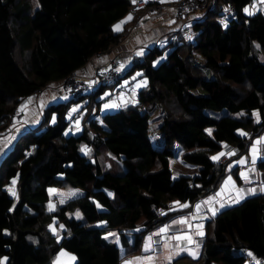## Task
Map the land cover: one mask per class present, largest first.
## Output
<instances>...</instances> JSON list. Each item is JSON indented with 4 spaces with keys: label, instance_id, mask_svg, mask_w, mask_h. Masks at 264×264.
Masks as SVG:
<instances>
[{
    "label": "trees",
    "instance_id": "trees-1",
    "mask_svg": "<svg viewBox=\"0 0 264 264\" xmlns=\"http://www.w3.org/2000/svg\"><path fill=\"white\" fill-rule=\"evenodd\" d=\"M33 1L0 0V131L20 126L23 100L49 83L66 91L67 75L87 83L105 70L111 57L92 76L75 73L120 41L123 30L112 24L132 11L130 0ZM245 4L208 0L191 17L187 38L175 20L163 44L133 51L120 77L49 102L34 125L17 130L0 156V264H123L141 252L151 229L212 196L226 172L239 182L237 166L226 165L252 150L264 130V15L244 13ZM228 5L234 13L222 23L217 17ZM133 72L144 80L135 103L99 110L103 98L127 89ZM15 107L21 117L9 121ZM94 116L107 134L92 132ZM224 143L237 151L219 162L213 157ZM169 157L194 170L173 175ZM255 168L264 179V157ZM67 187L81 192L60 203L49 192ZM182 201L188 207H173ZM92 205L96 225L76 212ZM203 233L195 257L180 254L163 264H264V192L216 211Z\"/></svg>",
    "mask_w": 264,
    "mask_h": 264
},
{
    "label": "crops",
    "instance_id": "crops-1",
    "mask_svg": "<svg viewBox=\"0 0 264 264\" xmlns=\"http://www.w3.org/2000/svg\"><path fill=\"white\" fill-rule=\"evenodd\" d=\"M156 1L157 0H139V3L137 4L135 9L115 21L112 24V28L114 31H117L115 30L116 25L121 24L122 21H125L129 14H131L132 16L131 21L128 20L126 23H123L121 25L120 31L123 30V33L120 38V41H118L115 45L109 46L105 51L98 52L94 56L90 57L83 65H81L77 68V70H75V73L80 75V77L92 76L94 71L102 70L105 67L107 59L113 56H116V58H118L120 65L124 68L129 64L130 56L132 55L134 50L143 51L146 47H149L161 38H164L165 33L167 31L176 29V19L173 18L172 15L162 6H157ZM260 2L263 3L262 0H260ZM134 22H136V24ZM58 82L56 81L49 83L48 87L44 88L41 93L35 98L28 97L31 98V102H28V98L23 100V105L25 104V102L28 103L23 113L24 120L23 122H21V125H23L18 126L15 129L16 131L13 130V132L10 127V129L5 128L4 130L0 131V156L10 146L13 136L16 134L17 130L19 131V129H25L26 127L28 128L31 125H34L40 119L42 115V105H44L46 102H52L55 99L66 98V95L63 96L62 94L64 91L61 88V85L57 86ZM130 91L133 93L130 94ZM134 91L135 90L129 88V86L127 87V89H119L113 96H111L110 98L108 97L106 105L115 107L119 105V100L124 99L128 101L127 104H130L133 102V100H135ZM99 108L100 110H102V108H104V104L101 103L99 105ZM258 141L262 142L257 143ZM253 143L255 145L256 152L253 153V151L250 150L246 153H243L244 158L246 159L243 164H239L237 161V158L240 156H238L236 159H233L230 163V165L237 166L239 182L233 177L234 186L231 188L225 184L223 177L218 186L215 188L214 194L212 196H204L198 199L192 205H190V207L183 213L171 219H168L167 221L151 229L148 233L144 235L141 242V251H144L143 254H150L152 252L159 253L157 255L156 264H163L169 261L166 259L169 255H172V258L177 256L172 254V248L165 247V243H169L171 245H176L177 243H179L181 249H187L177 250L179 251L178 255H190L189 251H193L197 254L200 250L202 236H198L195 234L197 231V228L195 226L201 224L203 226L205 219L213 215L210 211V208H215L216 211H218L219 209L233 203L232 200L236 198V193L234 189H243L245 192L244 197L250 195L251 189H256L255 193L261 192L259 191L260 184L264 185V180L260 179L259 177V179L257 178L258 171L255 168V164L257 160L264 157V130L256 138L253 139ZM253 157H255L254 163ZM168 161L171 169L173 167H176L181 170V173H191L194 170V168L188 167L180 163L177 158L169 157ZM253 168L255 170L251 171V169ZM241 173H247L249 179L246 181L244 178H242ZM221 192L222 194L218 196L217 193ZM210 197H214L215 199H213L211 204H203L201 210L197 213L195 206L197 204H201L203 201H207ZM185 204L187 205V202L182 201L178 202L173 207L183 208L179 205ZM194 215L199 218L192 219ZM185 217L189 218L190 223L193 225L191 229L188 228L187 224L174 223V221H179L181 218ZM165 227L168 228L167 233L157 235L158 233H160V230ZM184 233L190 234L195 243L188 244L186 240H166V237H172ZM149 237H151L152 248L149 251L145 252V244L148 241Z\"/></svg>",
    "mask_w": 264,
    "mask_h": 264
},
{
    "label": "rangeland",
    "instance_id": "rangeland-1",
    "mask_svg": "<svg viewBox=\"0 0 264 264\" xmlns=\"http://www.w3.org/2000/svg\"><path fill=\"white\" fill-rule=\"evenodd\" d=\"M138 1V3H139V0H137ZM164 1L165 0H157L156 2V5L157 6H164L165 5V3H164ZM30 2H31V6H34V1L33 0H30ZM248 9L249 10V12H253L254 10H256V8L255 7H253V6H250V5H248V4H245L243 7H242V11L244 12V13H248V12H245V9ZM204 10L202 9V10H196V11H194V12H192V15H193V17H199L201 14H202V12H203ZM222 12V15H219L218 17H217V19L218 20H220V21H223L222 23H224L225 22V18L227 17V16H231V15H228V14H226V13H224L223 12V10L221 11ZM190 21H188V23H189ZM163 38H161L160 40H159V42H160V45L161 44H163L164 43V40H162ZM170 40V36L169 37H167V41H169ZM260 59L262 60V61H264V54L263 53H261L260 54ZM124 69H125V67H124ZM131 78H133V79H131ZM127 81H129V88H132V89H134V90H136L137 88H139V87H141L142 86V84L144 83V80H143V78H139V77H136V74H135V72H133L132 74H129L127 77H126V82ZM127 85V84H126ZM106 92H107V90L105 89L104 90V93L106 94ZM133 92H131L130 91V94H132ZM63 96H65L66 95V97L67 96H70L71 97V95L70 94H68L66 91H64L63 93ZM39 95V94H38ZM37 95V96H38ZM104 100L103 101H106V100H108L107 98H103ZM120 102H119V105H121V106H124V105H126L127 103H128V101L127 100H119ZM107 102V101H106ZM49 102H46L44 105H47ZM132 103H135V100H133V102ZM25 104H28L27 102H25ZM24 104V105H25ZM124 104V105H123ZM44 105H42L41 107L42 108H44ZM119 105H117V106H119ZM111 106H109V107H105V105H104V108H106L105 110H107L108 108H110ZM146 108H150L151 107V105L150 104H148V105H146L145 106ZM145 107H143V108H145ZM104 108H102V109H104ZM70 110H72L74 113L76 112L75 111V105H72L71 107H70ZM100 110V109H99ZM80 114H81V112H80ZM70 116V114L69 115H67V117H69ZM150 117H152V113L150 114ZM79 118V117H78ZM78 118H75V117H73L72 116V121H73V124H78L79 125V120H78ZM76 119V120H75ZM74 120H75V122H74ZM52 120L50 119V122H51ZM71 121V122H72ZM89 125L92 127V132H98L99 134H101V135H105V134H107V132H106V130H105V128H102L101 126H103L101 123H100V119H99V116H94V117H92V118H90L89 119ZM8 129H10L9 127H8ZM79 129V126H75L72 130H74V131H76V130H78ZM20 131H23V129H19V132ZM79 131H80V129H79ZM12 132H13V130H12ZM148 135H149V139H150V142L153 144V143H155V139H156V137H157V133L155 132V127H154V121L151 119V118H149V121H148ZM246 161V159L244 158V154L242 153L241 155H240V157H238L237 158V161H238V163L239 164H243V163H240V161ZM231 165H230V163L229 164H227L226 165V169L228 170V168L230 167ZM181 173V170H179L178 168H172V174L173 175H175V174H178V173ZM229 178H231V181L232 182H234L233 180H234V178H233V176H232V174H230L229 172H226L225 174H224V181L226 182V181H228L229 180ZM262 180H264V179H262ZM227 186L228 187H233L234 185H233V183H229V184H227ZM262 186H264V185H262V184H260V188L262 187ZM49 192L51 193V195H53V196H55V201H57L58 203H60V202H62L64 199H66L67 197H69V196H71V195H74V194H77V193H80L81 192V190L79 189V188H77V187H67V188H57L56 190H52V189H49ZM52 203H53V201H52ZM76 212H78V213H80L81 215H86V219L89 221V224L90 225H96V220L94 219L95 218V208H94V206L92 205V206H88V207H83V208H78L77 209V211ZM59 238V235H58V237H57V239ZM144 253V251H138L137 253H135V254H133V255H130V256H127V257H125V258H123V260H122V263L123 264H156V259H157V255L159 254V253H150V254H143ZM197 254H195L194 256L193 255H191V256H193V257H195ZM21 257V256H20ZM144 257H152V260L151 261H148V260H145V259H143ZM136 258H142V259H140V260H137ZM58 261V259L57 260H55V263ZM245 262H247V263H257V262H255V261H253V260H246Z\"/></svg>",
    "mask_w": 264,
    "mask_h": 264
},
{
    "label": "built area",
    "instance_id": "built-area-1",
    "mask_svg": "<svg viewBox=\"0 0 264 264\" xmlns=\"http://www.w3.org/2000/svg\"><path fill=\"white\" fill-rule=\"evenodd\" d=\"M207 1L208 0H165V5L162 7L167 10L176 19V21L179 22L178 27L182 31L183 37L187 38L189 34L188 21H190L191 17H193L192 12L196 10H202V8L206 6ZM247 1L250 5L255 6L257 11L260 12V14L264 15V6L260 4L259 0ZM130 4V9L133 10L136 8L138 1L136 0V3H133V0H130ZM223 12L228 15H233L234 8L231 5H228L226 8L223 9ZM134 23L136 24V22ZM169 36L170 38L172 37V35ZM107 62L108 64L106 69L101 71L98 76L94 77L87 83L76 79L72 74L67 75L64 78L63 83L66 88V92L71 96L81 95L95 88L98 83H109L113 79L118 78L123 74V70L119 67L114 58L111 57ZM20 117L21 113L19 112L18 107H15V109L9 114V121L14 118L17 119ZM222 148V153H225V155L230 150H232L233 152L237 151L236 146H232L226 143L222 145ZM225 155H219L217 161L220 162L224 160ZM253 260L255 261V259Z\"/></svg>",
    "mask_w": 264,
    "mask_h": 264
},
{
    "label": "snow or ice",
    "instance_id": "snow-or-ice-1",
    "mask_svg": "<svg viewBox=\"0 0 264 264\" xmlns=\"http://www.w3.org/2000/svg\"><path fill=\"white\" fill-rule=\"evenodd\" d=\"M262 2H264V0H262ZM133 3H136V0H133ZM245 12H248L249 15L252 14L251 12H249V10L247 8L245 9ZM131 19H132V16H131V14H129V16L126 18L125 21H122L121 24L116 25V29L115 30L120 31L121 30V25L123 23H126L128 20H131ZM140 54H142V53H139V52L137 53V55H140ZM28 102H31V98H29ZM26 106H27V104L22 105L20 111H24ZM105 107H109V105H105ZM242 134H244V133H242ZM260 142H262V141H258L257 143H260ZM252 151H253V153L256 152L255 146L253 147ZM228 154L231 155V154H234V153H228ZM220 155H225V153H221ZM213 159H218V157H213ZM254 162H255V157H253V163ZM240 163H244V161L242 160V161H240ZM254 170H255L254 168L251 169V171H254ZM241 176L246 181L249 179L247 173H241ZM229 183H233V185H234V182L231 181V178H229V180L225 182L226 185L229 184ZM13 184H15V181H13ZM234 190H235V193H236V198L233 199L232 202L233 203H238L239 200L244 198L245 192H244L243 189H234ZM255 191H256V189H251L250 190V194H254ZM259 191L264 192V186H262L259 189ZM222 192H223V189H222ZM222 192L221 193H217V195L218 196L221 195ZM13 195H15L14 191H13ZM213 199H215V198L214 197H210L207 201H203L201 204H197L195 206L197 213L201 210L203 204H211ZM179 206L180 207H188V205H186V204L185 205H179ZM221 206H223V205H221ZM50 210H51V206H50ZM210 211L212 212L213 215H215V212H216L215 208H210ZM198 218L199 217H197L195 215L192 217V219H198ZM174 223L187 224L189 229H191L193 227V225L189 221V218H187V217L181 218L179 221H174ZM195 227L197 228V231H196L195 234L198 235V236H203L204 233L202 231V227H203L202 224L201 225H196ZM167 231H168V228L165 227V228L161 229L160 233H158L157 235L162 234V233H167ZM166 240H175V241L186 240L188 244L195 243V241L192 239V236L190 234H188V233H184V234L176 235V236H172V237H166ZM165 247L166 248H172L173 249V253H172L173 255H178L179 254V251H177V250H187V249H181L179 243H177L176 245H171L169 243H165ZM151 248H152V242H151V237H149L148 241L145 244V252L149 251ZM189 254L194 256L196 253L193 252V251H189ZM249 255H251V253H249ZM136 259L140 260L142 258H136ZM143 259L151 261L152 257H144ZM166 259L167 260H171L172 259V255H169Z\"/></svg>",
    "mask_w": 264,
    "mask_h": 264
},
{
    "label": "clouds",
    "instance_id": "clouds-1",
    "mask_svg": "<svg viewBox=\"0 0 264 264\" xmlns=\"http://www.w3.org/2000/svg\"><path fill=\"white\" fill-rule=\"evenodd\" d=\"M259 2H260V0H259ZM260 4L263 5V3H261V2H260ZM249 5H250V4H249ZM252 6H253V5H252ZM263 6H264V5H263ZM120 68H121L122 70L124 69L123 67H120Z\"/></svg>",
    "mask_w": 264,
    "mask_h": 264
},
{
    "label": "bare ground",
    "instance_id": "bare-ground-1",
    "mask_svg": "<svg viewBox=\"0 0 264 264\" xmlns=\"http://www.w3.org/2000/svg\"><path fill=\"white\" fill-rule=\"evenodd\" d=\"M173 17V16H172ZM174 18V17H173Z\"/></svg>",
    "mask_w": 264,
    "mask_h": 264
}]
</instances>
